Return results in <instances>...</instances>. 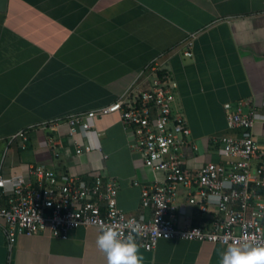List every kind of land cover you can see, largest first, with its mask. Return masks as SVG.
I'll return each mask as SVG.
<instances>
[{
  "label": "crops",
  "instance_id": "0c3cea01",
  "mask_svg": "<svg viewBox=\"0 0 264 264\" xmlns=\"http://www.w3.org/2000/svg\"><path fill=\"white\" fill-rule=\"evenodd\" d=\"M189 33L192 53L185 56ZM152 61L176 82L195 145L186 165L215 160L214 137L228 131L224 102L250 99L264 117V0H0V138L111 102ZM56 122L41 130L48 141L41 135L23 149L9 145L0 172L29 163L77 174L95 169L116 180L119 207L149 216L138 202V184L162 174L128 149L116 112L89 119L98 134L70 136L64 121ZM252 135L264 147V119ZM75 143L92 147L74 153ZM174 201L180 226L209 216L185 200L181 186ZM98 235L96 226L81 224L65 237L46 229L19 234L8 255L0 232V264H108ZM138 247L142 264H218L228 245L158 238L150 249Z\"/></svg>",
  "mask_w": 264,
  "mask_h": 264
},
{
  "label": "built area",
  "instance_id": "2783aa9c",
  "mask_svg": "<svg viewBox=\"0 0 264 264\" xmlns=\"http://www.w3.org/2000/svg\"><path fill=\"white\" fill-rule=\"evenodd\" d=\"M193 33L183 40L181 53L191 55ZM156 61L138 69L133 79L111 102L93 109L75 111L28 126L0 138L2 157L9 145L24 147L26 141L63 120L74 136L98 134L89 119L116 112L126 135L127 147L138 154L143 166L160 171L161 178L140 183L138 202L149 216L126 211L116 203V180L95 169L83 173L56 171L43 164L29 163L24 169L0 172V232L9 252L19 234L47 230L65 237L77 225L110 227L126 237L133 227L136 243L145 249L158 238L207 240L230 245L264 246V147L256 142L252 127L264 119L250 99L224 102L227 132L214 137L215 160L192 169L185 163L195 145L183 111L176 98V82ZM264 103V101H263ZM91 144H74V153L87 151ZM134 184L138 182L133 181ZM199 213L209 216L197 224L176 222L177 188ZM135 221V224H133Z\"/></svg>",
  "mask_w": 264,
  "mask_h": 264
},
{
  "label": "clouds",
  "instance_id": "9594fccd",
  "mask_svg": "<svg viewBox=\"0 0 264 264\" xmlns=\"http://www.w3.org/2000/svg\"><path fill=\"white\" fill-rule=\"evenodd\" d=\"M135 224V221H133ZM136 227L124 238L114 228L100 230L96 245L105 253L108 264H142L143 256L136 243ZM218 264H264V246L241 245L239 241L228 245L226 250L218 253Z\"/></svg>",
  "mask_w": 264,
  "mask_h": 264
},
{
  "label": "rangeland",
  "instance_id": "374dc122",
  "mask_svg": "<svg viewBox=\"0 0 264 264\" xmlns=\"http://www.w3.org/2000/svg\"><path fill=\"white\" fill-rule=\"evenodd\" d=\"M0 147H1V145H0ZM24 148H25V145H24ZM21 149H23V148H21Z\"/></svg>",
  "mask_w": 264,
  "mask_h": 264
},
{
  "label": "trees",
  "instance_id": "16d2710c",
  "mask_svg": "<svg viewBox=\"0 0 264 264\" xmlns=\"http://www.w3.org/2000/svg\"><path fill=\"white\" fill-rule=\"evenodd\" d=\"M161 72V70L160 71H158V73H160Z\"/></svg>",
  "mask_w": 264,
  "mask_h": 264
}]
</instances>
